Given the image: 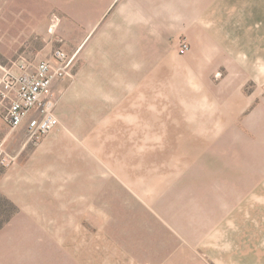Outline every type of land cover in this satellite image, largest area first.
I'll list each match as a JSON object with an SVG mask.
<instances>
[{
    "label": "rangeland",
    "instance_id": "obj_1",
    "mask_svg": "<svg viewBox=\"0 0 264 264\" xmlns=\"http://www.w3.org/2000/svg\"><path fill=\"white\" fill-rule=\"evenodd\" d=\"M12 2L0 0V62L37 63L27 56L34 49L46 58L58 48L68 52L57 12L44 35L9 45ZM163 34L160 45L145 48L139 73L131 56H107L93 64L94 77H85L79 53L68 52L76 54L74 66L54 85L59 125L39 143L25 144V124L11 131L3 121L0 137L8 136L7 151L17 157L0 163V264H14L10 254L16 264H121L103 232L106 212L117 202L159 201L169 193L163 211L180 221L184 211L207 210L194 199L208 191L232 196V205L221 206L241 205L243 216L257 207L264 221V48L190 45L181 54L186 36ZM33 158V170H23L28 185L12 186L10 170ZM132 230L145 241L139 227Z\"/></svg>",
    "mask_w": 264,
    "mask_h": 264
},
{
    "label": "crops",
    "instance_id": "obj_2",
    "mask_svg": "<svg viewBox=\"0 0 264 264\" xmlns=\"http://www.w3.org/2000/svg\"><path fill=\"white\" fill-rule=\"evenodd\" d=\"M10 12L13 42L9 45L16 47L28 36L44 35L51 13H59L58 37L66 40L69 53H79L81 72L89 78L94 77L90 74L96 70L93 64L107 56L113 57L111 62L131 56L132 71L143 72L145 48L160 45L165 32L184 34L192 47L264 48V0H13ZM48 55L43 49H34L27 56L41 60ZM3 121L0 110V127ZM33 160L10 170L12 186L28 185L23 170H33ZM36 177L40 186L45 185L42 175ZM212 192L194 199L201 200L206 211H184L181 221L176 212L163 211L172 203L170 193L159 201L117 202L118 206L111 207L116 211L106 212L103 230L109 237L111 255L121 264H264V221L258 219V208L251 210L252 201H248L249 212L243 216L241 205L221 206L232 205V196H210ZM186 198L183 193L178 202ZM127 218L131 221L125 225ZM138 227L145 240L142 243L137 242L142 237L136 232L133 235L132 229ZM28 239L27 248L33 249L34 240ZM95 242L97 245V239Z\"/></svg>",
    "mask_w": 264,
    "mask_h": 264
},
{
    "label": "built area",
    "instance_id": "obj_3",
    "mask_svg": "<svg viewBox=\"0 0 264 264\" xmlns=\"http://www.w3.org/2000/svg\"><path fill=\"white\" fill-rule=\"evenodd\" d=\"M56 23L51 25V30ZM190 49L186 38L179 42V52ZM76 54L70 55L62 48L49 58L37 63L25 57L11 64L0 62V110L11 131L25 124L26 142L37 144L59 125L56 114L55 83L70 75ZM7 137H0V163L10 165L16 159L7 151Z\"/></svg>",
    "mask_w": 264,
    "mask_h": 264
}]
</instances>
